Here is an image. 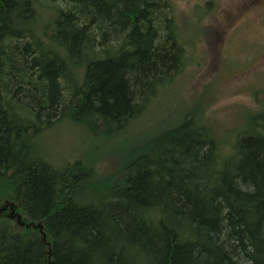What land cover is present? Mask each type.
I'll return each instance as SVG.
<instances>
[{"label": "trees", "instance_id": "1", "mask_svg": "<svg viewBox=\"0 0 264 264\" xmlns=\"http://www.w3.org/2000/svg\"><path fill=\"white\" fill-rule=\"evenodd\" d=\"M186 64L174 0H0V264H264L263 94L226 139L206 99L150 123Z\"/></svg>", "mask_w": 264, "mask_h": 264}, {"label": "rangeland", "instance_id": "2", "mask_svg": "<svg viewBox=\"0 0 264 264\" xmlns=\"http://www.w3.org/2000/svg\"><path fill=\"white\" fill-rule=\"evenodd\" d=\"M174 2L187 64L151 107L150 123H171L206 99L204 116L226 139L244 127L245 115L257 104L255 92L264 99V0ZM41 13L45 20L47 10ZM40 141L56 160L74 159L93 145L71 125L45 130ZM132 147L130 141L123 146ZM110 163L100 160L102 167Z\"/></svg>", "mask_w": 264, "mask_h": 264}]
</instances>
